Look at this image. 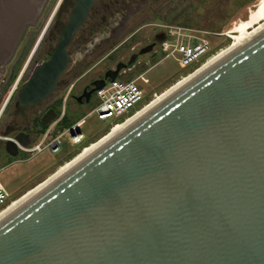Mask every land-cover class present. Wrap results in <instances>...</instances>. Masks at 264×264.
Here are the masks:
<instances>
[{
    "label": "water",
    "instance_id": "95a60500",
    "mask_svg": "<svg viewBox=\"0 0 264 264\" xmlns=\"http://www.w3.org/2000/svg\"><path fill=\"white\" fill-rule=\"evenodd\" d=\"M95 2L73 0L55 46L14 94L21 114L60 86ZM163 40L160 32L74 100L88 102ZM0 264H264V29L4 217Z\"/></svg>",
    "mask_w": 264,
    "mask_h": 264
},
{
    "label": "rangeland",
    "instance_id": "374dc122",
    "mask_svg": "<svg viewBox=\"0 0 264 264\" xmlns=\"http://www.w3.org/2000/svg\"><path fill=\"white\" fill-rule=\"evenodd\" d=\"M31 1L34 0H29V2ZM105 1L109 4L113 3L111 5L113 14L106 12L99 14L95 22H88L85 25L84 31L79 32L69 46V63L62 76L66 80L63 85L65 94L71 85L73 86L70 95L77 94L82 85L103 75L105 71L114 69L117 63H126L131 55L152 43L154 35L160 33L162 26L165 25H181L211 33H224L232 30L229 37L213 36L211 38L210 36L217 47L211 58L217 57L230 48L236 40L239 34L238 29L241 26L248 29L254 25L256 17L252 20L251 16L261 0H136L138 5L135 4L129 8L123 6V0ZM57 2L58 0H47L44 3L40 15L33 24L26 25L12 55L3 65V71L0 72V91L2 92L0 108L20 75L25 61L52 15ZM5 3L8 5L9 1L6 0ZM5 3L0 2V7ZM124 4L126 5V3ZM98 10L99 7H96L94 11L98 12ZM22 12L23 10H16V20L19 21V25L25 26L23 22L27 19L28 13L22 14ZM58 13L57 10L27 64L18 88L29 76L34 66L44 61L47 52L55 46L59 30L67 21L69 9H64L59 17ZM100 16L105 18L103 24H100ZM57 21L58 24H56ZM119 24L121 25L119 26ZM89 26L93 27V30H90ZM164 54L165 52L158 45L151 53L140 55L131 66L124 69L126 74L118 75V78L130 80L143 74L149 80V84L142 85L143 89L148 91L146 98L150 99L152 91L156 92V95L145 104L151 103L156 97L189 76L201 65L193 64L186 68L171 57L164 59ZM3 87L7 91H2ZM67 101H69V97ZM96 103L95 93L89 102L83 104L69 101L66 104V115L61 124L62 127L55 130L51 138L85 117ZM108 129V125L98 120L95 114L87 116L81 127L85 137L84 145L90 142L93 144L102 139L110 132ZM62 144L63 149L57 153L50 154L45 151L32 158L29 154H23L24 158L28 157L30 160L15 163L0 173V180L9 191L12 200L49 178L63 164L77 156V152L74 153V147L69 144L66 136L62 139Z\"/></svg>",
    "mask_w": 264,
    "mask_h": 264
},
{
    "label": "built area",
    "instance_id": "2783aa9c",
    "mask_svg": "<svg viewBox=\"0 0 264 264\" xmlns=\"http://www.w3.org/2000/svg\"><path fill=\"white\" fill-rule=\"evenodd\" d=\"M160 32L164 34V40L159 43L160 49L165 52L164 59L171 57L181 64V66L188 68L193 64L198 65L209 55L216 52L217 47L210 39V36L211 38L213 36L229 37L232 30L224 33H211L181 25H165L162 26V31ZM24 71L20 73L13 84L10 94L5 100L3 110L11 96L17 90ZM121 73L126 74V71L123 70L119 74ZM145 84H149V80L143 74L130 80L118 78V76L114 80H106L103 87L95 91L97 99L95 107L88 112L85 117L67 128L63 134L49 140L45 133L38 142L32 143L26 147L20 145L18 147L24 154H29L31 158L45 151L53 154L57 153L61 145L63 146L62 136H66L69 140V144L74 147V153H76L85 146V137L81 131L85 118L95 114L98 120L103 121L110 128L113 124L120 122L137 108L149 101V99L147 100L146 98V96H148V91H145L142 86ZM72 86L73 85H71L68 92L65 94L64 101L70 96ZM155 95L156 92L152 91L150 98ZM62 116L63 112L61 113V117ZM11 199L9 191L0 181V208L6 205Z\"/></svg>",
    "mask_w": 264,
    "mask_h": 264
},
{
    "label": "flooded vegetation",
    "instance_id": "af4514ba",
    "mask_svg": "<svg viewBox=\"0 0 264 264\" xmlns=\"http://www.w3.org/2000/svg\"><path fill=\"white\" fill-rule=\"evenodd\" d=\"M7 1H9L8 5L5 3L6 0H0V2L5 3L3 6L0 7V51L2 50V52L0 53V63H1L0 64L1 65L0 66V72L3 71V65L6 63V61L12 55V53L15 49V46H16L18 40L20 39L22 32L24 30V26L19 25V21L16 20V10L17 9L20 11L23 10L22 14L28 13V17H27V19H25L23 24L29 23V22L33 23L35 21V19H37L38 15H40L42 9L44 8V3H46L47 0H34L31 2H29V0H27V2H25V0H7ZM72 2H73V0H68L67 5H66V7H64V9H69V11H70V7L72 5ZM136 2H138V1H136V0H123V6L126 8L133 7V5L136 4ZM116 3H117V1H116ZM124 3H126V5ZM111 5H113V3L109 4L105 0H102V2H100V0H96L95 4L93 5V7L90 10V13L88 15V18H87L85 24L83 25V27L81 28V30L79 32L84 31V27L88 22H95L97 20V18L99 17V14H101L103 12L113 14V11H112L113 9L111 8L112 7ZM136 5H138V4H136ZM96 7H99L98 12L94 11ZM186 7H189V6H186ZM126 8H124V10H126ZM64 9L58 13V17L64 11ZM18 14H19V12H18ZM100 19H101L100 24H103V21L105 20V18L100 16ZM56 24H58V21L56 22ZM120 25L121 24H119V26ZM116 26H118V25H116ZM89 29L93 30V27L89 26ZM157 34H159V33H156L154 35L152 43L155 42ZM158 45H159V43H156L155 47H157ZM49 52H47V55ZM134 54H137V53H134ZM139 56H137L135 58V61L137 60V58ZM26 68H27V66H26ZM26 68H25V71H26ZM104 73H103V75H104ZM103 75L98 76V77L90 80L88 83L82 85L81 88L78 89L77 94H71L69 96V100L75 102L76 104L86 103L84 99H82L81 103H77L74 100V96L78 97V96L82 95L84 93V91L88 92L91 89H93V86L91 85V83L94 80L102 78ZM65 82H66V80H64L61 77V84L52 93V95L45 102H43L37 106L26 109L24 111V114H21L20 108L15 106V96L13 97V95L15 94V92L17 90L11 96V98L9 99V101H8L7 105L5 106L3 112L0 115V173H2L7 167H9L15 163H22V162H25L27 160H30L28 157L27 158L23 157L24 153L18 147L19 144L15 140L16 137H21V139L28 140L32 144V143L39 141L44 136L45 133H46V137L49 140L63 134L64 131L60 132L55 137L51 138L53 133L55 132V130L61 126V124L63 123V121L65 119L66 102L68 99L67 98L64 101L65 90H63V85L65 84ZM4 90L5 89L3 87L2 91H4ZM94 93L95 92L90 94L89 101L91 100L92 95ZM1 96H2V92L0 91V98H1ZM51 109L54 111V113H56V119L53 120L50 124H46L45 121L49 120V118H50L49 116H46V114L48 113L49 115H51L52 114V112H50ZM62 111H63V116L61 117ZM22 133L26 134L28 137L24 138L22 136ZM64 137L65 136H62V139ZM8 142L15 143V145L18 149V155L17 156L13 157L10 154L11 152H14L16 150ZM62 149H63V146L61 145V147L58 149L57 152L61 151ZM68 162L69 161H67L65 164H67ZM65 164H63V165H65Z\"/></svg>",
    "mask_w": 264,
    "mask_h": 264
},
{
    "label": "bare ground",
    "instance_id": "6f19581e",
    "mask_svg": "<svg viewBox=\"0 0 264 264\" xmlns=\"http://www.w3.org/2000/svg\"><path fill=\"white\" fill-rule=\"evenodd\" d=\"M255 12L252 14L251 18L255 21L254 25L247 29V27L241 26L240 29H238L239 34L236 37V40L233 42V44L228 48L226 51L218 55L217 57L211 58L213 54L209 55L205 60L199 63V68H197L193 73H191L189 76L185 77L181 81H179L177 84L173 85L169 90H166L163 94L156 97L151 103L149 104H143L141 107L137 108L133 113L126 116L123 120L120 122L113 124L108 130L110 131L106 136H104L102 139L98 140L97 142L93 144H87L84 147H82L78 152L77 156L73 157V159L69 160V162L65 165H63L59 170H56L54 174H52L49 178L44 180L41 183H38L34 187L28 189L15 199H11L6 205H4L2 208H0V221L9 215L12 211L17 209L19 206H21L24 202H26L28 199H30L32 196H34L36 193H38L41 189L46 187L49 183L57 179L59 176L64 174L66 171H68L70 168H72L74 165H76L78 162L82 161L84 158L89 156L92 152H94L96 149H98L101 145H103L105 142L110 140L112 137L123 131L126 127H128L130 124H132L134 121L139 119L142 115L147 113L149 110H151L154 106H156L158 103L163 101L166 97H168L171 93L176 91L179 87L187 83L189 80H191L193 77L207 69L209 66H211L213 63L218 61L220 58H222L224 55L229 53L231 50L235 49L236 47L240 46L244 42H246L248 39L253 37L256 33L264 29V0H261L257 6V9L254 10ZM239 27V26H238ZM197 65V66H198ZM196 66V67H197ZM190 72V71H189ZM188 73V72H187ZM152 98V97H151ZM150 98V99H151ZM149 99V100H150ZM149 102V101H147ZM76 154V153H75ZM74 154V155H75ZM42 181V180H41Z\"/></svg>",
    "mask_w": 264,
    "mask_h": 264
},
{
    "label": "crops",
    "instance_id": "0c3cea01",
    "mask_svg": "<svg viewBox=\"0 0 264 264\" xmlns=\"http://www.w3.org/2000/svg\"><path fill=\"white\" fill-rule=\"evenodd\" d=\"M69 101H70V100H69ZM69 101H67L66 104H67ZM62 112H63V111H62ZM55 122H56V121H55ZM74 123H75V122H74ZM74 123H72V124H74ZM72 124H71V125H72ZM71 125H69L67 128H69ZM61 127H62V126H61ZM67 128H65L64 131H65ZM56 130H57V129H56ZM0 181H1V180H0Z\"/></svg>",
    "mask_w": 264,
    "mask_h": 264
},
{
    "label": "trees",
    "instance_id": "16d2710c",
    "mask_svg": "<svg viewBox=\"0 0 264 264\" xmlns=\"http://www.w3.org/2000/svg\"><path fill=\"white\" fill-rule=\"evenodd\" d=\"M14 76V75H13ZM4 91H7V89H5ZM91 143V142H90ZM71 160V159H70Z\"/></svg>",
    "mask_w": 264,
    "mask_h": 264
}]
</instances>
